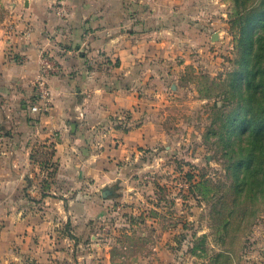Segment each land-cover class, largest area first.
I'll return each mask as SVG.
<instances>
[{"label": "rangeland", "instance_id": "374dc122", "mask_svg": "<svg viewBox=\"0 0 264 264\" xmlns=\"http://www.w3.org/2000/svg\"><path fill=\"white\" fill-rule=\"evenodd\" d=\"M26 1L0 0V18L16 14L12 27L20 32L30 26ZM198 7L200 14L177 23L157 71L144 75L142 111L102 124L104 134L142 126L145 144L83 160L70 150L57 163L53 142L41 141L33 156L49 162L36 169L38 182L0 189L8 264H264V184L252 195L238 183L243 134L229 136L246 104L239 85L253 48L234 0ZM105 189L110 196H102ZM18 223L19 255L11 231H3Z\"/></svg>", "mask_w": 264, "mask_h": 264}, {"label": "crops", "instance_id": "0c3cea01", "mask_svg": "<svg viewBox=\"0 0 264 264\" xmlns=\"http://www.w3.org/2000/svg\"><path fill=\"white\" fill-rule=\"evenodd\" d=\"M201 2L27 0L24 20L30 26L22 32L12 27L16 14L10 20L0 18L1 191L10 184L18 192L25 183L38 182L36 169L49 162L33 156L41 141L53 142L52 161L57 163L70 150L83 160V155L95 156L96 150L129 152L145 144L142 126L104 134L102 124L118 112H130L131 117L142 111L144 75L157 71L158 59L172 50L177 23L200 14ZM42 50L51 55L57 71L47 77V110L35 114L29 107ZM103 137L106 142H100ZM39 197L46 198L44 193ZM16 212L21 214L20 209ZM9 226L3 231H11V251L17 254L14 239L21 225ZM26 230L33 232L34 225H26ZM7 241L0 239V264H8L2 255ZM15 258L21 262L19 256L12 257L13 262Z\"/></svg>", "mask_w": 264, "mask_h": 264}, {"label": "trees", "instance_id": "16d2710c", "mask_svg": "<svg viewBox=\"0 0 264 264\" xmlns=\"http://www.w3.org/2000/svg\"><path fill=\"white\" fill-rule=\"evenodd\" d=\"M234 2L241 11V27L249 33L253 56L239 85L246 104L232 118L229 136L231 132L243 134L238 148L242 155L238 183L253 195L264 184V0H250L243 7L241 1Z\"/></svg>", "mask_w": 264, "mask_h": 264}, {"label": "built area", "instance_id": "2783aa9c", "mask_svg": "<svg viewBox=\"0 0 264 264\" xmlns=\"http://www.w3.org/2000/svg\"><path fill=\"white\" fill-rule=\"evenodd\" d=\"M52 62L51 55L42 50L40 55V70L32 83L34 99L29 107L31 113L38 114L41 111H46L49 106L47 77L57 71L56 66Z\"/></svg>", "mask_w": 264, "mask_h": 264}, {"label": "water", "instance_id": "95a60500", "mask_svg": "<svg viewBox=\"0 0 264 264\" xmlns=\"http://www.w3.org/2000/svg\"><path fill=\"white\" fill-rule=\"evenodd\" d=\"M111 195V191L110 190H108V189H105V190H103L102 191V196L103 197H108V196H110Z\"/></svg>", "mask_w": 264, "mask_h": 264}]
</instances>
